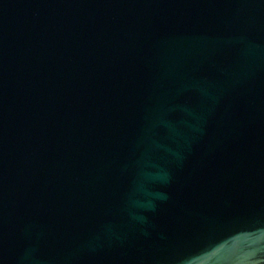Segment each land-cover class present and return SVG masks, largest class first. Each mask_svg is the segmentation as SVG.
Instances as JSON below:
<instances>
[{
	"label": "water",
	"instance_id": "obj_1",
	"mask_svg": "<svg viewBox=\"0 0 264 264\" xmlns=\"http://www.w3.org/2000/svg\"><path fill=\"white\" fill-rule=\"evenodd\" d=\"M0 264H264V0H0Z\"/></svg>",
	"mask_w": 264,
	"mask_h": 264
}]
</instances>
